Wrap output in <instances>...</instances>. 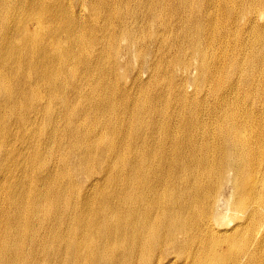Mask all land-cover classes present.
Returning a JSON list of instances; mask_svg holds the SVG:
<instances>
[{
    "label": "bare ground",
    "instance_id": "1",
    "mask_svg": "<svg viewBox=\"0 0 264 264\" xmlns=\"http://www.w3.org/2000/svg\"><path fill=\"white\" fill-rule=\"evenodd\" d=\"M0 264H264V0H0Z\"/></svg>",
    "mask_w": 264,
    "mask_h": 264
},
{
    "label": "rangeland",
    "instance_id": "2",
    "mask_svg": "<svg viewBox=\"0 0 264 264\" xmlns=\"http://www.w3.org/2000/svg\"><path fill=\"white\" fill-rule=\"evenodd\" d=\"M130 61H131L132 64H134V65H137V64L139 63V61H138L135 57H133V56H132V58L130 59ZM117 70H118L119 73H121V72L125 71V68H124V67H123V68H120V67L118 66V67H117ZM145 73H146V69H144V68L140 69V74H141V75L144 76ZM127 75H129V73H127ZM126 79H129V76H127ZM187 86H188V88H189V83H187ZM72 177H73V176H72Z\"/></svg>",
    "mask_w": 264,
    "mask_h": 264
}]
</instances>
